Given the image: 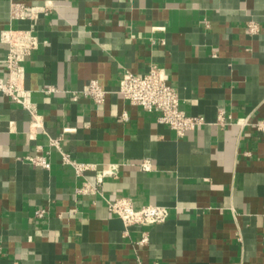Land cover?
<instances>
[{"label":"crops","instance_id":"obj_1","mask_svg":"<svg viewBox=\"0 0 264 264\" xmlns=\"http://www.w3.org/2000/svg\"><path fill=\"white\" fill-rule=\"evenodd\" d=\"M13 1L50 10L10 20L0 0V31L31 28L39 40L23 67L41 122L30 136V114L0 94V264H264V0ZM6 52L0 42V77ZM152 65L204 124L178 137L116 93L124 71ZM90 80L109 92L103 104L71 99ZM221 111L232 123L216 124ZM63 127L73 159L120 165L103 197L78 193L95 173L76 176L49 147ZM37 154L48 170L24 159ZM117 197L135 210L165 206L168 217L126 229L105 202Z\"/></svg>","mask_w":264,"mask_h":264},{"label":"built area","instance_id":"obj_2","mask_svg":"<svg viewBox=\"0 0 264 264\" xmlns=\"http://www.w3.org/2000/svg\"><path fill=\"white\" fill-rule=\"evenodd\" d=\"M9 19L10 20H35L39 15L48 14L49 6L27 5L21 2L10 0ZM153 29L163 30V27ZM246 31L254 34L258 31V26L254 22L246 25ZM0 42L7 45V52L2 60L5 77H0V94L8 98L11 102L20 105L31 116L28 134L33 136L37 127L41 125L40 116L37 114L35 105L30 99V90L24 86V67L23 62L26 57L38 48L39 40L31 28L13 29L7 28L0 31ZM51 90V89H50ZM116 93L130 105L138 106L145 112L155 113L156 122L166 125L174 131L178 137H182L186 132L204 124L200 116L186 115L182 110L176 89L167 82L165 71L157 66H150L145 74H133L129 71L122 73ZM109 92L103 89L96 80H90L83 88L71 93V99L76 100L78 96L90 99L95 104H103ZM126 118L125 114L122 116ZM232 123L230 118H224L223 112H219L216 124L225 126ZM238 125L249 124V118H242L235 122ZM257 129L264 127L263 123L255 124ZM72 129L63 127L61 134L55 138L48 139L49 147L55 148L59 154L62 165L70 166L76 176L83 177L87 171L95 173L94 183L86 180L77 189L78 193L102 195V183L106 178H115L119 171V164L109 163L104 168L98 169L95 164L78 162L65 152L60 141L62 135ZM33 166L48 170L50 167L48 157L45 154L29 155L24 158ZM139 168L143 171L151 169L148 160H142ZM104 199V198H103ZM107 209L117 216L124 228L132 225L151 226L164 222L168 217V209L162 205H146L135 210L132 202L127 197H117L106 200ZM44 210H36L35 216L41 218ZM124 230L126 235L127 231ZM148 243L147 232L143 231L137 240L139 246ZM132 264H143L140 258L134 257ZM157 264V263H154Z\"/></svg>","mask_w":264,"mask_h":264}]
</instances>
